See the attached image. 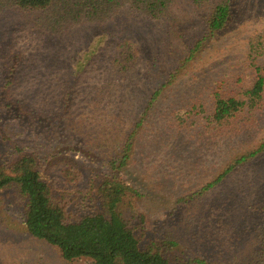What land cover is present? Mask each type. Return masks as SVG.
I'll use <instances>...</instances> for the list:
<instances>
[{
  "label": "rangeland",
  "instance_id": "374dc122",
  "mask_svg": "<svg viewBox=\"0 0 264 264\" xmlns=\"http://www.w3.org/2000/svg\"><path fill=\"white\" fill-rule=\"evenodd\" d=\"M219 2L198 7L191 0H171L161 17L153 18L123 0L109 20H82L58 32L45 25L41 14L0 11V166L35 146L39 153L50 151L49 133L61 116L55 112L67 101L73 122L88 121L90 130H107L123 141L161 87L149 121L136 129L131 165L124 172L125 180L140 189L133 212L142 244L161 243L165 232H173L180 245L169 254L172 264L196 258L209 264H256L264 152L237 166L206 195L178 204L264 140V102L250 124L240 119L224 124V136H214L204 120L182 129L177 124L198 100L211 109L210 94L217 87L234 95L253 79L246 53L257 33L264 32V0L235 5L231 24L205 35V20ZM127 40L137 54L131 68L121 72L118 47ZM66 124V131L73 129ZM75 130L80 141L93 139L88 129ZM103 156L63 152L44 162L41 176L55 187L65 161L89 166L86 179L77 183L85 189L94 174L90 168H98ZM74 203L76 218L101 212L100 203L89 198L79 196ZM25 211L16 188L0 190V264H90L66 262L52 245L28 234Z\"/></svg>",
  "mask_w": 264,
  "mask_h": 264
},
{
  "label": "trees",
  "instance_id": "16d2710c",
  "mask_svg": "<svg viewBox=\"0 0 264 264\" xmlns=\"http://www.w3.org/2000/svg\"><path fill=\"white\" fill-rule=\"evenodd\" d=\"M123 0H0V11L19 10L25 14L44 16L45 25L58 32L74 26L82 20L98 21L111 19L121 8ZM201 7L209 0H191ZM244 1V6L253 0H220L205 20V35H214L225 30L234 19V6ZM171 0H130L132 9L159 18L167 10ZM243 6V7H244ZM42 16V18H43ZM246 61L253 70L252 81L234 95L227 93L221 86L212 94L211 109L206 105L191 104L185 113L177 118L179 127L186 128L197 120H204L214 136L227 135L222 129L224 124L240 119L242 124L256 120L264 102V32H258L249 44ZM198 46V44H197ZM119 58L116 65L121 72L128 71L137 50L134 43L127 40L118 47ZM161 87L155 89L147 105L135 121L134 130L123 141L114 139L107 130L91 129L87 123L73 122L69 101L55 113L57 124L49 133L51 150L37 152L35 147L29 152H21L15 161L0 166V190L16 188L26 201L25 227L31 236L45 241L56 248L66 262L88 260L90 264H172L170 253L180 245L178 236L165 232L161 243L157 240L142 244L138 227L134 224L135 204L139 198V188L132 187L124 172L130 167L133 155L134 134L136 129L150 119L151 107L160 100ZM88 120V119H87ZM33 122L36 118L32 119ZM71 125L73 129L67 124ZM86 121V119H85ZM86 130L90 142L80 141L75 127ZM72 130V131H71ZM134 132V133H133ZM69 134V135H68ZM104 137H100L99 135ZM39 138L37 140H42ZM113 140V141H112ZM121 144V145H120ZM82 152L83 155H104L100 166L90 169L89 186L85 189L77 185L86 179L84 168L89 166L65 161L57 173V186L53 187L41 176L44 162L63 152ZM102 151V152H101ZM264 152V140L254 151L235 160L216 178L211 179L192 196L183 197L179 206L188 205L197 196H204L214 190L234 169L250 157ZM58 189V190H57ZM79 196L100 203L101 212L76 218L73 216L74 203ZM144 220V219H143ZM256 264H264V214L257 231ZM189 264H209L207 259H194Z\"/></svg>",
  "mask_w": 264,
  "mask_h": 264
}]
</instances>
